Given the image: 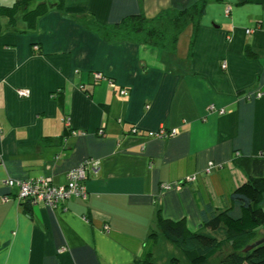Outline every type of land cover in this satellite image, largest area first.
I'll return each instance as SVG.
<instances>
[{
	"label": "crops",
	"instance_id": "0c3cea01",
	"mask_svg": "<svg viewBox=\"0 0 264 264\" xmlns=\"http://www.w3.org/2000/svg\"><path fill=\"white\" fill-rule=\"evenodd\" d=\"M18 1L0 0V264L185 259L158 230V215L204 230L202 210L230 207L248 180L241 161L264 151V0H207L193 49L189 27L175 53L111 44L88 17L113 26L199 0H31L20 9ZM94 72L116 87H93ZM162 128L178 134L160 138ZM88 159L101 162L85 183L88 198L62 208L29 205V214L6 184L50 177L65 185Z\"/></svg>",
	"mask_w": 264,
	"mask_h": 264
},
{
	"label": "trees",
	"instance_id": "16d2710c",
	"mask_svg": "<svg viewBox=\"0 0 264 264\" xmlns=\"http://www.w3.org/2000/svg\"><path fill=\"white\" fill-rule=\"evenodd\" d=\"M29 1H18L15 8H24ZM206 8L207 0H199L188 8L164 9L152 19L143 14L132 15L121 23L104 26L89 16L87 24L93 32L111 44L135 41L175 53L180 37L189 27L193 28V49ZM241 163L248 180L233 191L230 207L217 210L207 206L202 210L204 230L192 232L185 221L175 222L158 215V230L182 251L187 264H213L210 259L225 245H231L232 249L216 264H264V243L244 252L245 248L263 238L259 230L264 228V158L244 160ZM27 205L26 210L31 214V204ZM154 236L151 234L150 238ZM172 264H180V260L173 259Z\"/></svg>",
	"mask_w": 264,
	"mask_h": 264
},
{
	"label": "built area",
	"instance_id": "2783aa9c",
	"mask_svg": "<svg viewBox=\"0 0 264 264\" xmlns=\"http://www.w3.org/2000/svg\"><path fill=\"white\" fill-rule=\"evenodd\" d=\"M231 7L228 6L225 10V13L229 15L231 13ZM254 29L246 30L247 34H252ZM38 49V48H35ZM224 69H226L227 64L224 63L222 65ZM108 83L112 88L116 87V83L113 79L105 76L101 72L93 73V87L99 86L101 83ZM80 90L83 92H88V86L81 85ZM126 91L122 90L121 94H125ZM18 95L20 97H29L31 95L30 90L21 89L18 90ZM258 97L262 96V93L257 94ZM210 112H218L219 114H224V109H218L215 106H211L209 109ZM66 126H70V121L66 120ZM136 132V130H133ZM73 134H76L73 132ZM101 136H104V130L101 129L99 131ZM178 134L177 129H173L171 131H166L162 128L157 136L160 138H168L173 137ZM260 158H264V151L260 154ZM0 165H2V161H0ZM101 162L95 159H88L82 162L76 168L71 169L67 173V183L65 185H56L53 183L52 178L50 177H39L24 181H15V180H7L6 184L9 187H17V201L22 203H30L32 205L44 204L48 206L50 209L62 208L64 204L73 197L81 198L86 200L88 198L87 189L85 186L86 181L89 178L90 172H97L100 168ZM215 164L210 162L208 164L207 172L209 173ZM196 180V176H191L186 178V182H194ZM181 185V184H179ZM164 189H169L171 186L164 185L162 186ZM3 201H8V198H4ZM67 248H62L60 251H66Z\"/></svg>",
	"mask_w": 264,
	"mask_h": 264
},
{
	"label": "rangeland",
	"instance_id": "374dc122",
	"mask_svg": "<svg viewBox=\"0 0 264 264\" xmlns=\"http://www.w3.org/2000/svg\"><path fill=\"white\" fill-rule=\"evenodd\" d=\"M263 229L264 228L260 229V231L263 230ZM257 237H259L258 234H257ZM255 238H256V236H255ZM231 249H232L231 245H225V246H223V248H221L217 252V254L213 255V257L210 259L211 263L216 264L220 260V258L222 256L226 255L227 253H229L231 251ZM180 264H187V262H186L185 259L180 258Z\"/></svg>",
	"mask_w": 264,
	"mask_h": 264
},
{
	"label": "water",
	"instance_id": "95a60500",
	"mask_svg": "<svg viewBox=\"0 0 264 264\" xmlns=\"http://www.w3.org/2000/svg\"><path fill=\"white\" fill-rule=\"evenodd\" d=\"M261 233L263 234V238L261 240H259L256 244L254 245H250L247 248L244 249V252L247 253L249 251H251L256 245H260L264 243V229L261 230Z\"/></svg>",
	"mask_w": 264,
	"mask_h": 264
}]
</instances>
